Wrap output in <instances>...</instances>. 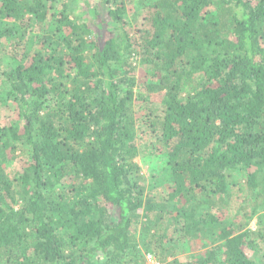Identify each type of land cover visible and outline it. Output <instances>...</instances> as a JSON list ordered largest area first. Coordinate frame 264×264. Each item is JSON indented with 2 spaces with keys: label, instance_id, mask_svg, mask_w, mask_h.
Masks as SVG:
<instances>
[{
  "label": "trees",
  "instance_id": "16d2710c",
  "mask_svg": "<svg viewBox=\"0 0 264 264\" xmlns=\"http://www.w3.org/2000/svg\"><path fill=\"white\" fill-rule=\"evenodd\" d=\"M79 1L0 0L18 28L56 17L30 59L3 62L17 118L0 127V264H264V0H137L130 21L124 1L98 0L106 20ZM150 91L160 109L135 117ZM137 156L160 161L167 203L142 200ZM234 189L244 224L221 212ZM175 239L201 249L179 259Z\"/></svg>",
  "mask_w": 264,
  "mask_h": 264
},
{
  "label": "rangeland",
  "instance_id": "374dc122",
  "mask_svg": "<svg viewBox=\"0 0 264 264\" xmlns=\"http://www.w3.org/2000/svg\"><path fill=\"white\" fill-rule=\"evenodd\" d=\"M119 1H124L126 5V19L130 21L129 15L134 11V9L138 8V6L135 4L137 0H117ZM111 6V5H110ZM88 8L93 10V8H96L98 11V17L99 19H107L106 15V10L108 8V4H104L101 1L98 0H80L78 5L76 6V11L75 13H79L81 10ZM217 8V5L210 4L208 7L209 12H214ZM57 8H53L52 12L56 14ZM50 12V13H52ZM51 16V15H50ZM49 16V17H50ZM56 17L51 16L49 19V25L50 22L52 23L51 27H54L55 23L54 22ZM7 20L8 26L12 27L13 30L16 32L10 34H5L1 36L0 34V127L1 126H6L8 124H12L16 120L17 113L15 112V103L10 101L8 98H6L5 95V85L2 80V69L4 67L3 62L6 61V59L9 56H14L17 59H22L24 58V62L27 61L28 59L31 58L32 52L35 50V48H39L41 43L39 41L38 35H43V31H46V29H50V26L47 27V25L43 26L42 29H38L37 25L31 24L30 26L26 28H18L17 25L9 19L6 18H0V23H3ZM81 20L85 21L90 27L93 28V31L98 34L101 33V36L106 35L105 28H100L99 30L96 28V25H92L93 23L96 24L98 22L97 19L94 20V22L91 21L89 14L85 13L81 15ZM93 37H88V39H92ZM35 41V42H34ZM146 67L142 64H138L132 73V76L134 77V81L137 84L136 86L138 88L143 89L144 83L146 81H149V78L146 77ZM134 88V90L138 89ZM140 89V90H141ZM144 94V92H143ZM148 94V95H147ZM146 97L148 98L145 101L139 102L140 99L135 100V104L137 108H135V117L139 116L140 114L146 113L145 109L148 107H155L160 109L161 107V101H162V92H157V91H150L148 92ZM139 105H141L139 107ZM133 131L138 134L139 130L138 128H133ZM25 157V155L19 154V150L16 151V157L13 158L11 161L6 163L5 170L6 173L10 178L17 177L18 173L21 172V161ZM133 162L136 163L139 167L137 171V183L139 184L140 188H142L141 192V197L142 200L145 201L147 198H152V201L155 202H163L167 203L165 198L170 191L168 185L164 186H155V178L158 177V172L160 169V161L155 160L153 157H140L137 156L136 158L133 159ZM236 179L240 180V184L243 185V178L245 177L244 174L241 172L237 171L235 173ZM135 177V176H134ZM240 192L238 190L234 189L232 190L231 197L229 199V202L227 203L228 205L226 208L223 207V214H227V216L234 220V222L239 223L241 222L244 224L247 221V216L246 214L249 213V209L251 207L252 202H248L249 200H245V197H243V194L240 195ZM245 194L248 195L247 191H244ZM142 209L143 208H138V215L140 216L142 214ZM109 210L113 214H117V211L114 207H110ZM246 213V214H245ZM139 225V223H137ZM247 228H249L252 231H255L257 228V219L255 216L251 217L246 224ZM139 227V226H137ZM138 231H135V236ZM170 233V232H169ZM176 238V236L174 237ZM175 248H176V254L179 259H183L185 255L189 251H198L199 249V243L198 241H183L180 239H175ZM251 253V252H250ZM146 262L147 264H161L157 257L153 256L150 253H147L145 255Z\"/></svg>",
  "mask_w": 264,
  "mask_h": 264
}]
</instances>
